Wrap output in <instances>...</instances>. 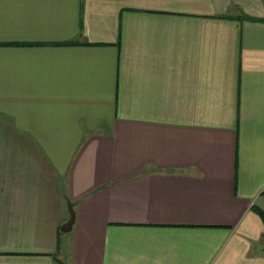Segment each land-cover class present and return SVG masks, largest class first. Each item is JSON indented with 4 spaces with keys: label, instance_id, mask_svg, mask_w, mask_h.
<instances>
[{
    "label": "crops",
    "instance_id": "obj_1",
    "mask_svg": "<svg viewBox=\"0 0 264 264\" xmlns=\"http://www.w3.org/2000/svg\"><path fill=\"white\" fill-rule=\"evenodd\" d=\"M259 212L264 0H0V264H264Z\"/></svg>",
    "mask_w": 264,
    "mask_h": 264
},
{
    "label": "water",
    "instance_id": "obj_2",
    "mask_svg": "<svg viewBox=\"0 0 264 264\" xmlns=\"http://www.w3.org/2000/svg\"><path fill=\"white\" fill-rule=\"evenodd\" d=\"M67 207H68V218L65 222H63L60 225V231L63 233L69 232L74 222V209L72 203L68 202Z\"/></svg>",
    "mask_w": 264,
    "mask_h": 264
},
{
    "label": "trees",
    "instance_id": "obj_3",
    "mask_svg": "<svg viewBox=\"0 0 264 264\" xmlns=\"http://www.w3.org/2000/svg\"><path fill=\"white\" fill-rule=\"evenodd\" d=\"M259 213H260V216H261V218H262V220L264 222V213H262V212H259Z\"/></svg>",
    "mask_w": 264,
    "mask_h": 264
}]
</instances>
